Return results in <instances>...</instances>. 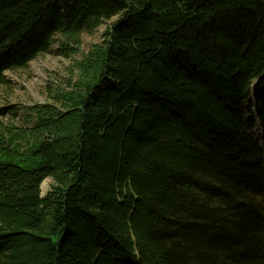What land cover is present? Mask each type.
<instances>
[{
	"label": "trees",
	"instance_id": "1",
	"mask_svg": "<svg viewBox=\"0 0 264 264\" xmlns=\"http://www.w3.org/2000/svg\"><path fill=\"white\" fill-rule=\"evenodd\" d=\"M104 23L0 126V264H264V0H0V84Z\"/></svg>",
	"mask_w": 264,
	"mask_h": 264
},
{
	"label": "rangeland",
	"instance_id": "2",
	"mask_svg": "<svg viewBox=\"0 0 264 264\" xmlns=\"http://www.w3.org/2000/svg\"><path fill=\"white\" fill-rule=\"evenodd\" d=\"M106 25L102 24L92 34H82L79 50L70 56L57 54L54 46L49 53L30 61L25 69L5 72L7 83L0 84V126L24 125L21 107L44 103L51 99L56 89H67L68 81L74 75L73 63L80 60L92 45L100 42ZM251 132L255 136V129ZM262 136L258 139L264 147V134ZM51 184L50 179L43 181L42 194Z\"/></svg>",
	"mask_w": 264,
	"mask_h": 264
},
{
	"label": "bare ground",
	"instance_id": "3",
	"mask_svg": "<svg viewBox=\"0 0 264 264\" xmlns=\"http://www.w3.org/2000/svg\"><path fill=\"white\" fill-rule=\"evenodd\" d=\"M262 134H263V132H262L260 126L257 125L255 128V136L259 139H262L263 138Z\"/></svg>",
	"mask_w": 264,
	"mask_h": 264
},
{
	"label": "water",
	"instance_id": "4",
	"mask_svg": "<svg viewBox=\"0 0 264 264\" xmlns=\"http://www.w3.org/2000/svg\"><path fill=\"white\" fill-rule=\"evenodd\" d=\"M255 85H252V89H254Z\"/></svg>",
	"mask_w": 264,
	"mask_h": 264
}]
</instances>
